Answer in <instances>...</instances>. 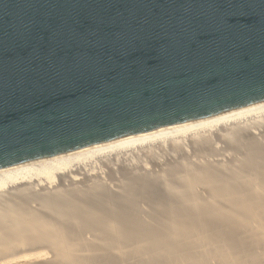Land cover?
Instances as JSON below:
<instances>
[{
  "label": "water",
  "instance_id": "1",
  "mask_svg": "<svg viewBox=\"0 0 264 264\" xmlns=\"http://www.w3.org/2000/svg\"><path fill=\"white\" fill-rule=\"evenodd\" d=\"M264 101V0H0V168Z\"/></svg>",
  "mask_w": 264,
  "mask_h": 264
},
{
  "label": "bare ground",
  "instance_id": "2",
  "mask_svg": "<svg viewBox=\"0 0 264 264\" xmlns=\"http://www.w3.org/2000/svg\"><path fill=\"white\" fill-rule=\"evenodd\" d=\"M0 264H264V101L0 168Z\"/></svg>",
  "mask_w": 264,
  "mask_h": 264
},
{
  "label": "rangeland",
  "instance_id": "3",
  "mask_svg": "<svg viewBox=\"0 0 264 264\" xmlns=\"http://www.w3.org/2000/svg\"><path fill=\"white\" fill-rule=\"evenodd\" d=\"M165 261H167V259L164 258V259L162 260V262H165Z\"/></svg>",
  "mask_w": 264,
  "mask_h": 264
}]
</instances>
